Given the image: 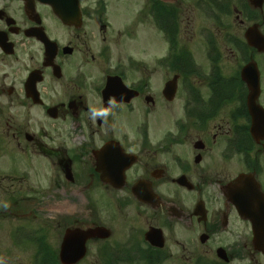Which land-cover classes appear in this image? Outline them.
Here are the masks:
<instances>
[{"label": "flooded vegetation", "instance_id": "obj_1", "mask_svg": "<svg viewBox=\"0 0 264 264\" xmlns=\"http://www.w3.org/2000/svg\"><path fill=\"white\" fill-rule=\"evenodd\" d=\"M115 1L0 0V264H63L76 190L93 264H264V0Z\"/></svg>", "mask_w": 264, "mask_h": 264}, {"label": "water", "instance_id": "obj_2", "mask_svg": "<svg viewBox=\"0 0 264 264\" xmlns=\"http://www.w3.org/2000/svg\"><path fill=\"white\" fill-rule=\"evenodd\" d=\"M48 3L53 12H56L63 22H68L73 19L71 11L78 12V0H39ZM252 85V83L250 82ZM64 238V245L62 246L60 255L63 264H73L85 255L87 239L90 237H101L105 238L109 232L104 230L102 227L97 228H86V230L75 228V230H67ZM69 250L63 249L68 245L72 244ZM74 248V249H73Z\"/></svg>", "mask_w": 264, "mask_h": 264}, {"label": "rangeland", "instance_id": "obj_3", "mask_svg": "<svg viewBox=\"0 0 264 264\" xmlns=\"http://www.w3.org/2000/svg\"><path fill=\"white\" fill-rule=\"evenodd\" d=\"M94 0H83V3L89 4ZM130 1L133 0H116L115 1V5L118 8L124 7V5H128L129 7L127 8L128 10H130L132 12V9L134 10L136 7V4L132 3L130 4ZM135 1H140V0H135ZM127 3V4H126ZM123 11H125V9L122 8ZM128 10H126V12H128ZM139 42H136L135 44H133V47L138 48L139 46ZM146 45H148V43H146ZM126 49L129 50L130 46L127 45ZM2 159H0L1 161ZM15 165H19V166H26L24 159L21 158H17V160L15 161ZM80 194L79 191L76 190V199H77V204H76V210L78 211V217L79 220H82V223H80L83 227H86V225H88L89 223L86 221V209H85V203L84 202H80L79 198ZM100 215L102 216V213H100ZM57 241V240H56ZM55 241V243H56ZM30 250L25 248V247H21V248H12L10 253L7 254V257H12L11 258V262L9 264H30L28 263V259L30 258ZM93 260V256H92V247L90 245V243H88V249H87V255L79 262V264H93L92 262Z\"/></svg>", "mask_w": 264, "mask_h": 264}]
</instances>
